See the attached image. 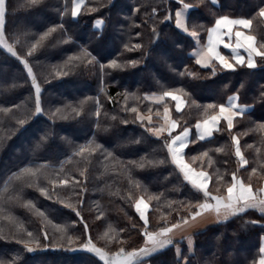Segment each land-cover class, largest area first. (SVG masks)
Returning a JSON list of instances; mask_svg holds the SVG:
<instances>
[{"label":"trees","instance_id":"obj_1","mask_svg":"<svg viewBox=\"0 0 264 264\" xmlns=\"http://www.w3.org/2000/svg\"><path fill=\"white\" fill-rule=\"evenodd\" d=\"M107 2L91 0L87 7L100 11L88 13L85 8L80 16L73 18L70 0H40L35 5L29 0H6L5 37L18 57L26 59L31 66L41 88L44 111L38 117L30 116L35 105L31 77L21 59L0 48V107L20 106L11 115L0 114V209L3 210L0 211V264H103L82 247L89 237L108 253L120 247L131 251L144 246L141 231L144 223L134 208L138 197L143 196L149 204V231L164 226L162 216L169 224L187 216V202L193 205L203 202V194L185 182L170 163L163 139L148 132V125L137 121L136 114L128 110L136 107L138 112L160 111L163 104L148 103L144 98L146 93L174 91L183 96L186 100L183 110L172 111L181 129L192 128L197 120L216 109L205 114L207 105L225 103L239 89V104L249 107L243 116L235 119L231 132L221 125L210 139L193 140L195 142L185 150V157L195 168L213 176L209 185L213 195L225 194L233 172L244 183L251 184L254 191L260 187L264 175V129L259 126L264 124V102L259 97L264 88V60L255 69L238 67L231 71L217 67L213 76L210 67H200L189 55L193 40L176 29L174 21H164L169 11L175 12L179 7L176 0H116V7H107ZM185 2L198 4L199 0ZM66 4L69 14L62 15ZM260 7H264L261 0H217L216 4L205 0L198 9L189 11L195 14H188L187 23L189 29L199 32L202 41L218 16L245 17L253 21L251 32L260 41L264 36L263 18L257 17ZM97 18L105 19L101 39H97L100 32L93 27ZM53 27L57 31L32 55H27L39 36ZM153 27L159 33L155 40ZM126 44L142 47L126 50ZM82 50L91 55L69 61L70 57H82ZM93 57L95 60L88 63ZM111 60H117L124 67H105L102 71L100 65H107ZM131 61L138 63L132 66ZM185 71L195 75H179ZM181 89L182 92L178 91ZM81 101L85 103L77 116L71 109L78 107ZM97 101L99 116L96 115ZM57 109L61 111L53 116ZM19 119H26L23 127L17 125ZM233 135L238 137L248 161L242 168L233 153ZM42 137H46L43 142ZM89 141L101 148L91 155L86 154V159L76 155ZM218 148L223 151H215ZM204 152H208L212 160L210 167L209 157H202ZM193 157L197 158L195 163ZM162 159L166 161L163 165L147 164ZM131 162H144L145 167H136ZM40 165L46 167L41 168L35 178L13 177V173L21 169ZM253 168L257 169L256 174H252ZM82 170L86 171L83 184L58 187L51 200L41 195L39 188L51 189L49 181L56 179L58 173L61 179L75 176L83 180ZM217 170L223 176L220 183L216 182ZM10 177L13 178L5 191V182ZM137 183L140 187H136ZM81 188L85 191L77 196ZM149 196H160V199L149 201ZM58 200L73 207H66ZM28 201L44 216L24 207ZM77 211L80 216L76 215ZM101 213L103 216L98 219ZM57 226L65 230L58 231ZM110 229L123 243L108 242L104 233ZM28 232L39 241V247L31 245L35 248L31 252L26 251L22 243L29 240ZM263 234L264 216L249 210L194 231L192 252L187 251L183 238L174 242L181 247L182 254L189 257L190 264H256ZM143 262L178 264L175 246ZM179 264L185 262L181 260Z\"/></svg>","mask_w":264,"mask_h":264},{"label":"snow or ice","instance_id":"obj_2","mask_svg":"<svg viewBox=\"0 0 264 264\" xmlns=\"http://www.w3.org/2000/svg\"><path fill=\"white\" fill-rule=\"evenodd\" d=\"M91 2V0H70L71 9L70 15L73 18H77L82 14L84 9H87L88 13H96L99 12L100 9L96 7H87V3ZM205 0H199L198 4L186 3L185 0H176V3L179 6V10L172 12L169 11L167 15L164 17V21L173 22L175 24V28L182 30L184 33H187L191 37L195 38L197 41L199 40V32L192 30L189 31V26L186 20V13L190 15H194L195 13H190L191 9H198L199 4L204 3ZM213 4L217 2V0H211ZM262 4H264V0H261ZM29 3L32 5L40 3V0H29ZM107 7H116V0H108ZM139 11V9H137ZM155 12V9H153ZM64 14H69V9L67 4L65 5ZM6 0H0V48L5 49L8 53L13 56L18 57V53L15 51L13 45L9 44L5 37V24H6ZM258 18H264V7H260L257 13ZM164 21H161L163 23ZM253 21L251 19H231L228 16H221L215 20V24L212 28L208 29V43L202 49L198 50L196 55V63L205 68H211L212 75H216L217 67L221 70H231L235 71L238 67H246L248 69H255L257 67L256 58L259 57L264 59V36L261 37V40L258 41L255 35H250L245 31H241L240 29L252 30ZM105 26V19L98 18L94 21L93 27L95 30L100 32V35L97 36V39H101L103 37V28ZM195 25L193 29H195ZM62 29V26H61ZM57 31V28L53 27L48 29L45 33L39 36L36 43L31 45L27 55H32V53L42 44V42L47 39L53 32ZM154 40L158 39L159 33L156 28L152 29ZM139 36L140 34L137 33ZM234 40V43L232 42ZM223 46L225 49L231 50V59L228 56L223 55L219 48ZM142 45L135 44L129 47V45H125L126 50H136L140 49ZM241 50L246 55H242ZM83 56L80 57H70L69 61L73 59L82 60L89 57L91 54L86 50H82ZM25 68L27 69L28 75L31 77L32 85L35 89V105L34 111L30 113V116L35 118L43 113V108L41 107L40 94L41 88L39 83L37 82L36 76L33 74L31 66H29L28 61L26 59L20 58ZM95 60L93 57L91 60H88V63H92ZM132 66H135L138 62L131 61ZM105 67L119 69L123 68L124 65L118 63L117 60H111L107 65H100L101 70ZM58 75L66 74V73H57ZM179 75L184 76H194V73L191 72H182ZM241 88L244 87L242 84ZM178 91H183L178 90ZM171 98L173 101H176V111L179 113L182 110V101L179 95H176L174 91H164L159 97L157 102L164 101L165 98ZM147 98V97H146ZM261 102H264V88H262L260 97ZM239 89L236 93L228 97L227 104L216 105H207L205 107V114L208 113L209 110L215 109L218 107V113L212 115L208 119H204L202 121H198L195 125L196 128V138L197 140H205L212 137L213 133L219 131V124L221 120H224L227 125V130L231 132L234 128V119L237 117H241L245 114L246 109L249 107L247 105L239 104ZM85 103V101H81L80 105L76 108H72V112L75 115H80V108ZM195 102L193 101V104ZM97 111L96 115H100L99 102L97 101ZM19 105L13 106V108H4L0 107V114L11 115L14 109L19 108ZM70 107V106H66ZM132 113L136 114L135 119L140 121L142 124L144 123L145 118L141 116L136 107H132L128 109ZM61 110L57 109L56 113H53V116L57 115ZM151 111V109H149ZM168 108H164L165 113V124H161L160 126H152L151 125V117L148 118L147 131L152 135L157 137L158 139H163V147L167 150V155L170 157V163L175 165L176 169L182 175L183 180L191 185V187L198 193H202L204 200L203 202H198L193 205L191 202H187L186 207L188 209V215L181 217L179 221L176 223L169 224L167 222L166 217L162 216L165 223L163 227H160L157 231H149L148 230V218L146 216V210L149 208V204L145 202L144 197L135 200L134 208L135 211L139 214V218L144 223V228L141 230L143 236L145 237L144 246L133 249L131 251H126L124 247H120L118 251L114 253H108L104 249L97 247L91 241V237L88 238L87 242L82 245V247L90 253H93L96 257L99 258L100 261H103V264H143L145 259L151 258L152 256L158 254L163 250H167L169 247L175 246V242L173 240L172 233L174 230L181 228L183 225H187L190 221H194L197 217L201 216L205 212H214L216 214L217 220L219 222H224L229 220L231 217L238 216L243 213H247L249 210H257L260 212L262 216H264V187L258 188L255 191L251 184H245L242 179L237 177L236 172L231 174V183L226 187V196L213 195V193L209 190V182L213 180V176L205 170L196 171L191 167L190 164L185 162L184 160V149L188 147L190 143H194L190 139L191 130L188 127H184L182 131L178 134H173L175 129L178 128L179 122L177 120H172L168 115ZM159 115V113H157ZM115 119V117H113ZM26 119L17 120V125L19 127H23L26 123ZM123 123H128V121H123ZM261 129H264V124L259 126ZM167 133L165 137L164 134ZM46 139V137H42V142ZM232 142L235 148V156L240 161V166L244 167L248 164L247 159H245L240 146L239 139L237 136H232ZM40 147V145H37ZM251 147V145L249 146ZM101 148V145L95 144L94 141H89L87 145L81 146L76 155L87 158V155H91V153L97 151ZM215 151L222 152L223 148H218ZM111 155V154H109ZM202 157H209L208 152H204ZM197 160L196 157L192 158V161L195 163ZM133 165L139 168H144V162H131ZM165 160L158 161H148V166L156 167L159 165L165 164ZM203 164V161H201ZM212 165V160L209 157L208 166ZM46 167L45 165L37 166L36 168L26 167L21 169L18 173H13V177L16 179H20L21 177H30L35 178L40 174V169ZM257 169H252V174H256ZM80 176L84 179H77L75 176L60 178V174H57L56 179H52L49 181L51 185V189L49 188H39L41 195L47 197L48 199H52V193L57 190V188H70L73 185H81L86 181V171L82 170L80 172ZM13 177L9 178V181L5 182V191H7L8 183L11 181ZM251 178V177H250ZM223 181V176L217 170L216 172V182L220 183ZM31 186V185H30ZM136 187H140L137 183ZM85 189L81 188L77 196L80 193L84 192ZM219 191V188H217ZM149 201L155 199L159 201L160 196H149ZM57 202L61 204H65L64 201L58 200ZM82 203V201H81ZM24 207L29 208L30 210H35L38 215L44 216V213L39 212L36 209L35 204L31 201L25 202ZM66 207L72 208L73 206L70 203L65 204ZM171 207V203L169 204ZM195 208V211L192 209ZM0 211H3L0 209ZM73 211L75 209L73 208ZM77 216H80V213L76 212ZM103 213L100 214L97 218H101ZM83 220V217H81ZM248 223H257L256 221H249ZM88 225L85 223L84 228L87 231ZM134 227V225H133ZM58 231H64L65 229L57 226ZM123 231V230H121ZM111 233V234H110ZM45 239L47 238V233H43ZM29 237L28 241H22L25 245V250L28 252L34 251L35 248L31 246L35 244L36 247H39V241L33 238V234L31 232L27 233ZM105 238H107L108 242L111 243L113 240H117V242L123 243L119 241L117 235L114 233V230L110 229L104 233ZM187 239V247L188 251H193V240L192 237L189 236ZM69 243L72 242L71 237L68 238ZM176 258L177 262L183 260L185 264H190L189 257L182 254V250L179 247H176ZM260 258L258 260V264H264V246H261L260 250Z\"/></svg>","mask_w":264,"mask_h":264},{"label":"crops","instance_id":"obj_3","mask_svg":"<svg viewBox=\"0 0 264 264\" xmlns=\"http://www.w3.org/2000/svg\"><path fill=\"white\" fill-rule=\"evenodd\" d=\"M210 2H211V0H209ZM212 3V2H211ZM216 4V3H215ZM177 10H179V7L175 10V11H177ZM190 11V10H189ZM188 14L189 13H186V20H187V17H188ZM221 16H227V15H221ZM221 16H218L217 18H219V17H221ZM228 17H230L231 19H241V18H243V19H248V18H245V17H232V16H228ZM216 18V19H217ZM98 19V18H97ZM215 19V20H216ZM96 20V19H95ZM94 20V21H95ZM215 20L213 21V23L208 27V29H210V28H212L213 27V25L215 24ZM94 21H93V24H94ZM263 21H264V18H263ZM207 29V30H208ZM179 30V29H178ZM241 31H245V32H247L248 34H250V35H254L253 34V32H251V30H246V29H240ZM179 31H181V32H183L182 30H179ZM189 31H192L191 29H189ZM184 33V32H183ZM187 36H189L192 40H193V42H194V47L191 49V51L189 52V55L191 56V57H193L194 58V60H195V62H196V55H195V53L198 51V50H200V49H202L205 45H207V43H208V32L206 31V35H205V38H204V40H200V38H199V40L197 41L195 38H193V37H191L190 35H188L187 33H185ZM233 43H234V40L232 41ZM219 51L223 54V55H225V56H228L230 59H231V50L230 49H225V48H223V46L221 45L220 46V48H219ZM240 54H242V55H246L244 52H243V50H241V53ZM261 60H264V59H261V58H259V57H257L256 58V62H257V64L261 61ZM199 65V64H198ZM200 67H202L201 65H199ZM205 68V67H204ZM162 93H156V92H151V93H146L145 95H144V98H145V100L148 102V103H150V104H153V105H160V104H163V108L161 109V111H159L158 113H159V115H157V114H153L151 111H144L143 112V117L145 118V120H144V123H146L148 126H149V124H148V118L149 117H151V125L152 126H160L161 124H165V120H164V117H165V113H164V108L165 107H167L168 108V110H169V112H168V115L170 116V118L172 119V120H175L174 118H173V116H172V111L174 110V111H176V101H173L170 97L169 98H165V100L164 101H161V102H157V100H158V97L161 95ZM175 94L176 95H179L180 97H181V101H182V110H183V108L185 107V104H186V100L183 98V96L180 94V93H178V92H175ZM233 95V94H232ZM231 96V95H230ZM147 97V98H146ZM227 100H228V98H227ZM227 100H226V102L225 103H221V104H227ZM220 105V104H219ZM218 105V106H219ZM248 109V108H247ZM246 109V110H247ZM181 110V111H182ZM155 112H157V111H155ZM177 112V111H176ZM218 113V107L213 111V112H211L209 115H207L206 117H204V118H202V119H200V120H197L195 123H194V125H193V127L191 128V127H188L190 130H191V134H190V139L193 141V140H197V138H196V128H195V125H196V123L198 122V121H202V120H204V119H208L209 117H211L212 115H215V114H217ZM234 121H235V119H234ZM221 125L222 126H224V128H226L227 129V125H226V122L224 121V120H221L220 121V124H219V128L221 127ZM165 126L167 127V125L165 124ZM184 128V127H183ZM183 128H181V129H178V128H176L175 129V131H174V135L175 134H178L180 131H182V129ZM217 132V131H216ZM216 132H214L213 133V135L216 133ZM164 135H167V133H165ZM213 135H212V137H213ZM211 138V137H210ZM210 138H208V139H210ZM208 139H205V140H208ZM200 141H204V140H200ZM239 146H240V144H239ZM232 149H233V153H234V155H235V148H234V145H233V142H232ZM240 149H241V147H240ZM185 150H186V148L184 149V153H185ZM236 157V156H235ZM236 159H237V162H238V166H239V168H242L241 166H240V161H239V159L236 157ZM184 160H185V162H187L188 164H190L191 165V167L193 168V169H195L196 171H200V170H203V169H198V168H195L187 159H186V157H185V154H184ZM206 171V170H205ZM237 177L238 178H240L238 175H237ZM241 179V178H240ZM230 183H231V181H230ZM229 183V184H230ZM246 184V183H245ZM209 185H210V182H209ZM247 185V184H246ZM261 187H264V175H263V178H262V181H261V183H260V187L259 188H261ZM227 195V193H226V191H225V194L223 195V196H226ZM147 211H148V209L146 210V213H147ZM257 211V210H256ZM259 212V211H258ZM218 220H217V217H216V214L214 213V212H205V213H203L201 216H199V217H197L194 221H190L187 225H183L181 228H178V229H176V230H174V232L172 233V236H173V240H177V239H180V238H183L184 239V241H185V245H186V248H187V251H188V247H187V237H189V236H191L192 237V240H193V242H194V238H193V236H192V233L194 232V231H196V230H198V229H200V228H203V227H205V226H207V225H210V224H213V223H215V222H217ZM194 245V244H193ZM261 246H264V234L263 235H261V237H260V239H259V250H260V248H261ZM176 247H179L180 249H181V247L179 246V245H175V249H176ZM189 252V251H188ZM175 253H176V250H175ZM259 258H260V252H259V255H258V257H257V260H256V264H258V260H259ZM143 264H148L147 262H143Z\"/></svg>","mask_w":264,"mask_h":264},{"label":"rangeland","instance_id":"obj_4","mask_svg":"<svg viewBox=\"0 0 264 264\" xmlns=\"http://www.w3.org/2000/svg\"><path fill=\"white\" fill-rule=\"evenodd\" d=\"M21 19H23V18H21V17L18 18V20H20V21H21ZM2 78L6 79L7 76H2ZM156 111H157V112L154 111L153 114H157V113L159 112V110H156ZM160 111H161V110H160ZM139 114H140L141 116H143V110L140 111ZM114 141H116V139H115ZM118 141H119V140H118ZM138 198H140V197H138ZM138 198H137V199H138ZM144 200H145V199H144ZM145 202H146V200H145ZM146 203H147V202H146ZM148 211H149V208H148ZM148 211H147V213H148ZM147 213H146V216H147Z\"/></svg>","mask_w":264,"mask_h":264}]
</instances>
